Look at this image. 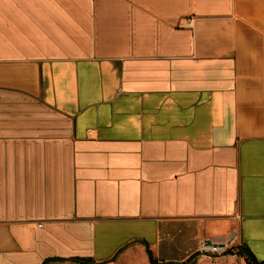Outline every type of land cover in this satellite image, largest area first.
<instances>
[{
	"label": "crops",
	"instance_id": "obj_1",
	"mask_svg": "<svg viewBox=\"0 0 264 264\" xmlns=\"http://www.w3.org/2000/svg\"><path fill=\"white\" fill-rule=\"evenodd\" d=\"M249 256L264 0H0V264Z\"/></svg>",
	"mask_w": 264,
	"mask_h": 264
},
{
	"label": "built area",
	"instance_id": "obj_2",
	"mask_svg": "<svg viewBox=\"0 0 264 264\" xmlns=\"http://www.w3.org/2000/svg\"><path fill=\"white\" fill-rule=\"evenodd\" d=\"M231 250L227 243H209L202 240L199 244V251L204 254L223 255Z\"/></svg>",
	"mask_w": 264,
	"mask_h": 264
},
{
	"label": "trees",
	"instance_id": "obj_3",
	"mask_svg": "<svg viewBox=\"0 0 264 264\" xmlns=\"http://www.w3.org/2000/svg\"><path fill=\"white\" fill-rule=\"evenodd\" d=\"M241 251H242V248H241ZM251 257L249 256V258H248V263L249 264H264V262H257L254 258H251ZM151 264H156V261L151 259Z\"/></svg>",
	"mask_w": 264,
	"mask_h": 264
}]
</instances>
